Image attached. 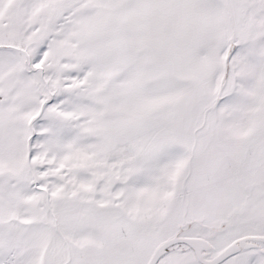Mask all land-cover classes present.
Here are the masks:
<instances>
[{
	"label": "snow or ice",
	"instance_id": "1",
	"mask_svg": "<svg viewBox=\"0 0 264 264\" xmlns=\"http://www.w3.org/2000/svg\"><path fill=\"white\" fill-rule=\"evenodd\" d=\"M0 264H264V0H0Z\"/></svg>",
	"mask_w": 264,
	"mask_h": 264
}]
</instances>
